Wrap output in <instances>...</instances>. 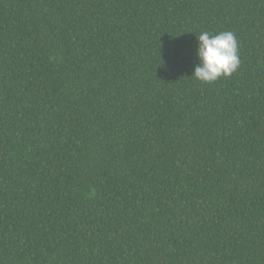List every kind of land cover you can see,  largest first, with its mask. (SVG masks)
Here are the masks:
<instances>
[{
	"label": "trees",
	"instance_id": "16d2710c",
	"mask_svg": "<svg viewBox=\"0 0 264 264\" xmlns=\"http://www.w3.org/2000/svg\"><path fill=\"white\" fill-rule=\"evenodd\" d=\"M0 264H264V0H0Z\"/></svg>",
	"mask_w": 264,
	"mask_h": 264
},
{
	"label": "clouds",
	"instance_id": "9594fccd",
	"mask_svg": "<svg viewBox=\"0 0 264 264\" xmlns=\"http://www.w3.org/2000/svg\"><path fill=\"white\" fill-rule=\"evenodd\" d=\"M197 40V65L193 78L203 83H213L220 78H229L240 65L235 34L222 31L212 34L202 31Z\"/></svg>",
	"mask_w": 264,
	"mask_h": 264
}]
</instances>
